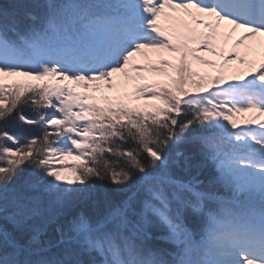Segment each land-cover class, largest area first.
<instances>
[{
    "label": "snow or ice",
    "instance_id": "obj_1",
    "mask_svg": "<svg viewBox=\"0 0 264 264\" xmlns=\"http://www.w3.org/2000/svg\"><path fill=\"white\" fill-rule=\"evenodd\" d=\"M261 36L264 0H0V264H264Z\"/></svg>",
    "mask_w": 264,
    "mask_h": 264
},
{
    "label": "rangeland",
    "instance_id": "obj_2",
    "mask_svg": "<svg viewBox=\"0 0 264 264\" xmlns=\"http://www.w3.org/2000/svg\"><path fill=\"white\" fill-rule=\"evenodd\" d=\"M225 33V39L224 41L221 42V44L218 46L216 53L214 54H206V59L210 60L213 62V64H215L217 67H206V66H199L201 68V71L208 74L209 76H215L218 71H219V65H221L224 62V57L226 55H228L232 49L233 44L235 43L236 39L234 36H232L231 33H226L225 31H223ZM261 51L260 50H256V55L253 57H249V60H255V61H259V59L261 58ZM149 56L152 57L153 60L158 59L157 54L154 53H149ZM238 65H230L229 68L227 69V73L229 76H231L233 73L231 71L232 68L237 67ZM123 75L122 74H117L114 77V84L119 85V83L121 82V80L123 79ZM151 78H156V77H151ZM134 83L135 82H130L128 85V91L131 92L133 90L134 87ZM78 91L80 92H84L85 89L83 87H78L77 88ZM98 95V94H97ZM135 103L137 104H144L145 101L144 100H137L135 101ZM74 163H80L79 161H74V160H69L68 164H74ZM71 175V174H69Z\"/></svg>",
    "mask_w": 264,
    "mask_h": 264
},
{
    "label": "bare ground",
    "instance_id": "obj_3",
    "mask_svg": "<svg viewBox=\"0 0 264 264\" xmlns=\"http://www.w3.org/2000/svg\"><path fill=\"white\" fill-rule=\"evenodd\" d=\"M222 31H225L226 33H231L232 36H234L235 38H238L243 30H236L235 32L232 31L231 26H227L225 25L222 28ZM258 42L256 41H252L249 42L256 50H260L261 52H264V36H261L258 38Z\"/></svg>",
    "mask_w": 264,
    "mask_h": 264
},
{
    "label": "trees",
    "instance_id": "obj_4",
    "mask_svg": "<svg viewBox=\"0 0 264 264\" xmlns=\"http://www.w3.org/2000/svg\"><path fill=\"white\" fill-rule=\"evenodd\" d=\"M30 127H31V126L24 125V126H23V130H28V129H30ZM10 130H11V131H14V132H20V131H22L20 128L16 127L15 124H13V125L10 126Z\"/></svg>",
    "mask_w": 264,
    "mask_h": 264
}]
</instances>
